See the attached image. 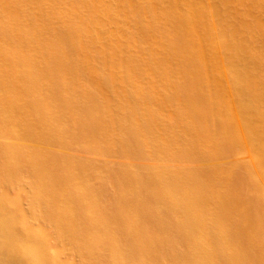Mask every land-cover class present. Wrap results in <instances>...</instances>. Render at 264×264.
<instances>
[{"label":"bare ground","instance_id":"1","mask_svg":"<svg viewBox=\"0 0 264 264\" xmlns=\"http://www.w3.org/2000/svg\"><path fill=\"white\" fill-rule=\"evenodd\" d=\"M0 264H264V0H0Z\"/></svg>","mask_w":264,"mask_h":264},{"label":"rangeland","instance_id":"2","mask_svg":"<svg viewBox=\"0 0 264 264\" xmlns=\"http://www.w3.org/2000/svg\"><path fill=\"white\" fill-rule=\"evenodd\" d=\"M210 3H211V1H209ZM242 155H244V156H246V154H247V151L245 152V148H243V151H242V153H241ZM77 155L79 156V157H86L87 155L85 154V153H77Z\"/></svg>","mask_w":264,"mask_h":264}]
</instances>
